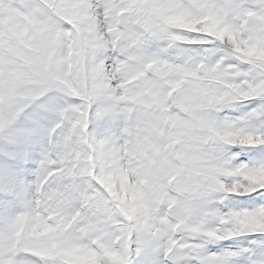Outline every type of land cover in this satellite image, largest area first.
Here are the masks:
<instances>
[{"label":"clouds","instance_id":"1","mask_svg":"<svg viewBox=\"0 0 264 264\" xmlns=\"http://www.w3.org/2000/svg\"><path fill=\"white\" fill-rule=\"evenodd\" d=\"M0 264H264V0H0Z\"/></svg>","mask_w":264,"mask_h":264}]
</instances>
